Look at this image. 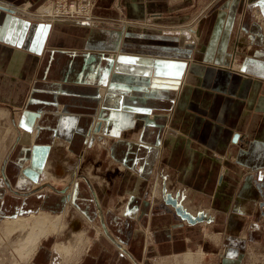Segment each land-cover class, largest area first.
Returning <instances> with one entry per match:
<instances>
[{"label":"crops","instance_id":"obj_1","mask_svg":"<svg viewBox=\"0 0 264 264\" xmlns=\"http://www.w3.org/2000/svg\"><path fill=\"white\" fill-rule=\"evenodd\" d=\"M41 1L0 0V117L17 135L0 166V216L73 210L89 241L75 264L188 252L242 264L264 250V0H209L177 35L116 24L158 11L181 23L207 0H98L104 19L90 25L20 11ZM86 157L106 163L104 178L70 181ZM178 202L205 221L182 219ZM51 249L42 240L33 263L51 264Z\"/></svg>","mask_w":264,"mask_h":264},{"label":"rangeland","instance_id":"obj_2","mask_svg":"<svg viewBox=\"0 0 264 264\" xmlns=\"http://www.w3.org/2000/svg\"><path fill=\"white\" fill-rule=\"evenodd\" d=\"M78 1H79V4H81L83 0H42L38 4V6H36L34 9L31 10L28 8V6H29L28 4H24V7H22L20 11H22L25 15L30 16L34 20H38L40 22H46L47 23L50 20H49L48 16H46V15H43L44 17L40 16V13H39L40 7L46 6L48 8V7H58L59 6V7L63 8V6H65L66 9H69V5L72 4V2H78ZM97 1L98 0H91V5L93 3V5H95V7H97L96 6ZM208 2H209V0H207L206 3H201L199 1H195L192 4V6L187 10V14L190 15V18H188V19L186 18L187 20H184V22H181V23H166V22H164L163 18L165 17V15L167 13L158 11V12L146 13L143 15V17H138V18H136V17L135 18H124L125 16H121L118 18V20H121V22H119L116 25L121 26V23L124 20H127V21L131 20V21L139 22V23H143V22H145V20H147L151 24L153 23L154 24L153 26H155V24H157L158 27H160V28H154L155 30L162 32L164 34L167 33V34L177 35V33H178L177 31L179 30L178 28L191 23V19L193 18L194 15H196V17L199 16V18H200V16L204 15V13L205 14L209 13V11H208L209 5H207ZM80 6H83V5H80ZM95 7H93V8H95ZM12 9L15 11H19L20 7L15 6ZM103 14H105V13H100L98 10L92 11L91 21L92 22L97 21L98 23L103 22V20H102V19H104ZM106 15H108V14H106ZM60 16H59V18L68 19L67 17H64V15H60ZM110 19H112V17H110ZM255 20L259 21L257 18ZM192 25H194V23H192ZM124 27L127 28V23L124 24ZM163 30H166V31H163ZM120 31L123 32V26L120 27ZM263 46H264V44H263ZM10 121L11 120L9 117H7V115L0 117V166H1L2 160H4L3 158H5L6 154L8 153L7 151L9 149L10 143L12 142V140L15 139V137H17V135H14L15 134L14 133L15 128L13 125L10 124ZM97 141H98V139L96 140V142ZM106 141H107V139L105 137H102V140H100L99 142L104 143ZM102 155L104 157L106 156L105 149H104V152H102ZM89 159H91V158L86 157V160L82 159L81 162L78 161V163L76 164V167L75 166H74L75 168L73 167L75 169V171H73V174H71L72 176L69 178L70 181H73V179L78 178V177L84 178L85 180L87 178L90 179L89 176H93L96 180H99L98 179L99 177L104 178V175L101 172L104 169H106V167H104V165L106 166V163H103L100 161L98 163L97 162L94 163L93 160L90 161ZM163 172H164L163 170L161 172H158V174H156L154 180H155V182H157V180L160 179V182H159L160 187H161L160 190L163 189V190H166V192H167V188H166L165 184H163L167 181V178L163 177V174H162ZM155 182H153V184ZM151 185H152V183L150 184V186ZM66 187H69V186L64 185L63 187H58L56 189L61 191V192H65L67 189ZM169 199L170 198H168V199L165 198L166 201ZM259 201L261 203V206H260L261 212L262 211L264 212V197H263V195L260 196ZM177 206L180 207V212H177V215L180 216L182 219H186L187 221L189 220V222H191V223H194L196 221H199V222L205 221V217H206L205 213H203L201 210L195 216H192V215H190V212L187 211L182 206V204L180 202H178ZM72 209H73V207H72ZM39 213H42V212H37L34 214L37 215ZM43 213H46V212H43ZM30 214L31 213H29L28 215H25V214L16 215L17 217H1L0 216V240H1V242H0V264H29V263H25V261L23 259H21L15 251L17 249V245L19 243L18 239L25 238L26 232L21 234L19 236L20 238L19 237H16V238L13 237L10 240H8V238H6L4 236V229H5L4 224H5L6 220H13L15 218H28V217H30ZM47 214H49V213H47ZM185 214H188L190 216V218L188 219ZM49 215H51V214H49ZM51 216L54 218H56L58 216L62 217V228H63V230H61L59 233H57V234L53 233L48 238V243L52 246V249H51V251H52V262H51V264H56V261L59 264H63L62 262H60V259L58 257H56V254L54 253L53 247L55 245H60V244H65V245L70 244L75 250L77 249L80 252V250L82 248H83L82 250L84 251V249H86V247L88 246V245H85V243L88 241V239L86 238L84 231H81V230L76 231L75 229H73L74 228L72 225L73 221L78 220V219L82 220L79 216H77L73 212V210L69 211V215H68V213H64V214H58V215L53 214ZM28 223H29V221H28ZM262 224L264 225V221H262ZM75 227H77V226H75ZM101 235H102V232H101ZM68 242H70V243H68ZM72 242H74V243L77 242L76 243L77 246H76V244H73ZM88 242L86 244H88ZM81 243H82V245H81ZM79 244H80V246H79ZM188 253H191L194 255L200 254L201 257H199V259H197V261L195 260L194 262L187 263V264H196L197 262H198V264H219L218 259L213 258V257H212L213 259H211V256H210L211 254H209V253H206L205 261H203L202 263H201V261H202L201 258H202L203 254L201 252H197V253L188 252ZM188 253H185V254H188ZM39 254L41 255V253H39ZM82 254H83V252H82ZM41 257L38 258V261L40 260ZM175 258L176 259L178 258L177 259L178 262ZM182 258H183V256L174 257V258H172L171 263L169 262L166 264H186V261L184 260V258L183 259ZM33 259L31 260L30 264H34ZM54 260H55V262H54ZM242 264H264V250L261 249L259 246H253L252 249H248V251H247V253L243 259Z\"/></svg>","mask_w":264,"mask_h":264},{"label":"bare ground","instance_id":"obj_3","mask_svg":"<svg viewBox=\"0 0 264 264\" xmlns=\"http://www.w3.org/2000/svg\"><path fill=\"white\" fill-rule=\"evenodd\" d=\"M80 5H83V6H80ZM93 7H95V5H93V3L91 5V0H85V1L83 0L81 4H79V1L74 2L73 5L72 4L70 5L69 9H66L65 6H63V8L59 6L58 7H48V8L46 6L40 7L39 13L41 17H44L43 15L48 16L50 20L48 22L50 23L60 22V20L61 21L68 20V22L72 21L74 23H77L78 25H82V24L90 25L92 22L91 14L94 9ZM64 13H69L70 16L64 15ZM75 14L77 16H72ZM60 15H64V17H67L68 19L59 18ZM4 226H5L4 236L8 238V240H10L13 237L15 238L19 237L21 234L26 232L25 238L22 237L23 239H18L19 243L15 251L19 255V257L25 261V263H29V264L31 260L34 258L38 248L40 247L42 240L48 239L49 236H51V234L53 233L57 234L61 230H63L62 217L58 216L54 218L51 215L47 213H43V212L37 215L34 213H31L30 217L28 218H15L13 220H6ZM72 243L76 244L77 242L76 243L72 242ZM86 243L85 245H87ZM53 248H54L53 250H54V253L56 254V257H58L60 259V262H62L63 264H69V263L75 264V262L80 258L82 252L84 253L85 251V249L83 251L82 250L83 248H82L79 252L77 249L75 250L70 244L55 245ZM182 256L184 260L186 261V264L192 263L195 260L197 261V259L201 257L200 254H195V255L185 254ZM56 264H59V263H57L56 261ZM196 264H198V262Z\"/></svg>","mask_w":264,"mask_h":264},{"label":"snow or ice","instance_id":"obj_4","mask_svg":"<svg viewBox=\"0 0 264 264\" xmlns=\"http://www.w3.org/2000/svg\"><path fill=\"white\" fill-rule=\"evenodd\" d=\"M261 7H264V3H262ZM0 38H3V32L0 31ZM166 67L168 68H179L181 66H178V65H167Z\"/></svg>","mask_w":264,"mask_h":264},{"label":"built area","instance_id":"obj_5","mask_svg":"<svg viewBox=\"0 0 264 264\" xmlns=\"http://www.w3.org/2000/svg\"><path fill=\"white\" fill-rule=\"evenodd\" d=\"M84 1H85V0H84ZM73 3H74V2H72V5H73ZM70 5H71V4H70ZM70 5H69V7H70ZM68 11H69V10H68ZM64 15H67V16L69 15V16H70L69 13H64ZM72 16H77V15L75 14V15H72ZM72 16H71V17H72Z\"/></svg>","mask_w":264,"mask_h":264},{"label":"water","instance_id":"obj_6","mask_svg":"<svg viewBox=\"0 0 264 264\" xmlns=\"http://www.w3.org/2000/svg\"><path fill=\"white\" fill-rule=\"evenodd\" d=\"M177 211L180 212L179 209H177ZM182 215H183V214H182ZM185 215L187 216L188 219L190 218V216H189L188 214H185ZM183 216H184V215H183Z\"/></svg>","mask_w":264,"mask_h":264}]
</instances>
